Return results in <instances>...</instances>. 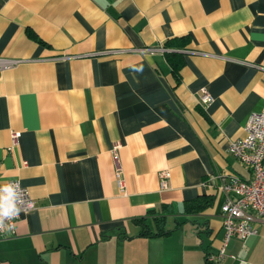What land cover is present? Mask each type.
<instances>
[{"label":"crops","instance_id":"0c3cea01","mask_svg":"<svg viewBox=\"0 0 264 264\" xmlns=\"http://www.w3.org/2000/svg\"><path fill=\"white\" fill-rule=\"evenodd\" d=\"M0 58L22 60L0 71V175L35 203L0 264H141L161 238L203 237L190 264L218 252V177L251 179L228 146L264 109V0H0ZM256 226L208 264H264Z\"/></svg>","mask_w":264,"mask_h":264},{"label":"built area","instance_id":"2783aa9c","mask_svg":"<svg viewBox=\"0 0 264 264\" xmlns=\"http://www.w3.org/2000/svg\"><path fill=\"white\" fill-rule=\"evenodd\" d=\"M162 46L156 48H135L133 52L140 54L164 53ZM22 62L20 59L0 58V71L16 67ZM211 95L202 89L200 101L207 105L211 102ZM243 138L232 140L228 151L239 163L251 173L249 181L241 180L234 175H222L218 177V190L224 193L225 198L221 207L223 235L216 254L208 253V262H221L226 254L228 243L231 239L245 242L250 237L257 235L256 223L264 220V109L249 115ZM19 133H12V139L16 142ZM118 145L112 147V160L116 167L117 177L120 175L118 165ZM162 185L168 175L160 173ZM119 187L121 180L117 178ZM6 188H11L12 199L20 209L19 215L6 219L5 224L11 225L10 229L0 230V238L13 235L15 224L20 215L28 214L34 210L35 203L28 191L17 180L3 179L0 175V203L8 195ZM231 258H235L231 255Z\"/></svg>","mask_w":264,"mask_h":264},{"label":"rangeland","instance_id":"374dc122","mask_svg":"<svg viewBox=\"0 0 264 264\" xmlns=\"http://www.w3.org/2000/svg\"><path fill=\"white\" fill-rule=\"evenodd\" d=\"M192 239V241L187 239L184 243L161 238L159 240L156 239L157 242H151V244H147L146 246L142 245L140 249L145 251L149 257L145 261H142L141 264H190L191 262L188 263L189 259L187 257L188 251V255L194 253L196 260L199 262L201 261L199 242L200 240L203 241L204 238L198 239L197 237H192ZM182 243L184 244L182 245ZM228 244V246H231L232 241Z\"/></svg>","mask_w":264,"mask_h":264},{"label":"clouds","instance_id":"9594fccd","mask_svg":"<svg viewBox=\"0 0 264 264\" xmlns=\"http://www.w3.org/2000/svg\"><path fill=\"white\" fill-rule=\"evenodd\" d=\"M5 192L8 193L7 196L3 198V202L0 203V230H7L11 228V225H6L5 220L11 219L19 215L20 209L15 204L11 195V188H6Z\"/></svg>","mask_w":264,"mask_h":264},{"label":"trees","instance_id":"16d2710c","mask_svg":"<svg viewBox=\"0 0 264 264\" xmlns=\"http://www.w3.org/2000/svg\"><path fill=\"white\" fill-rule=\"evenodd\" d=\"M29 35H30V37H32L36 42H38L39 44H42V41L39 39V38H37L35 35H33V34H31V33H29ZM210 204H211V200L209 199V200H203V203H194V206L195 207H193V210L191 209L190 210V212H193V211H196V212H200V211H202L204 208H206V207H208V206H210ZM169 232V231H168ZM160 233L161 234H166L167 232H164V231H160ZM159 233L157 232L155 235H158ZM205 249V248H204ZM207 255H208V252L206 251V254H205V264H208V263H210V262H208V260H207Z\"/></svg>","mask_w":264,"mask_h":264}]
</instances>
